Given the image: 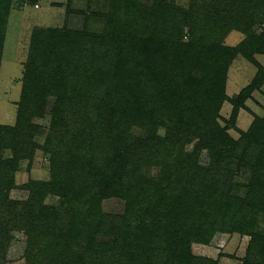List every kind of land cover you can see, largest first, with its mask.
<instances>
[{"label":"trees","instance_id":"1","mask_svg":"<svg viewBox=\"0 0 264 264\" xmlns=\"http://www.w3.org/2000/svg\"><path fill=\"white\" fill-rule=\"evenodd\" d=\"M13 1L0 0V36ZM109 1L106 25L95 37L98 59L80 68L73 83L60 58L46 65L56 43L48 57L43 38L33 43L40 58L32 55L26 65L17 123L0 126V148L8 145L6 136L16 139L6 161L15 169L33 155L24 133L37 127L32 120L43 117L49 96L55 127H66V106L80 113L68 143L63 139L69 131L61 127L57 144L51 145L50 135L44 147L51 180L28 186V222L19 227L27 255L34 254L35 264H214L194 256L191 244L238 233L251 237L243 264H264V117H255L238 140L227 133L262 80L233 99L225 94L234 56L264 54V32H251L254 0H191L186 10L172 0H152L150 7ZM234 30L248 38L223 48L221 40ZM67 36H60L61 44L70 50L78 40ZM109 49L117 51L115 60ZM226 101L232 113L221 127L218 111ZM133 125L142 137L131 136ZM7 174L0 163V191L12 187ZM236 175H246L247 182L234 180ZM47 194L62 198L56 208L41 206ZM104 196L123 200V215L103 214Z\"/></svg>","mask_w":264,"mask_h":264},{"label":"rangeland","instance_id":"2","mask_svg":"<svg viewBox=\"0 0 264 264\" xmlns=\"http://www.w3.org/2000/svg\"><path fill=\"white\" fill-rule=\"evenodd\" d=\"M137 1L145 7L153 5L152 0ZM172 2L175 6L186 10L189 8L191 0H172ZM254 5L257 12L254 17L255 25L252 26L251 32L260 36L264 32V3L254 0ZM109 8H111L109 0L13 1L8 13L4 15L3 32L0 36V126H15L17 123V109L21 100L26 65L32 55L40 58V51L33 50V43L36 41L39 43L41 38L47 42L42 47L46 57L50 56V50L53 53L50 45L56 43L53 59L48 58L47 64L44 63L43 66L38 64L36 68H45L48 62L55 66L60 58L64 68H67L66 73L70 71L68 75L72 76L73 83H75L76 78L81 76L80 68L89 65L101 54L100 46L97 47V43H95V37L106 25L104 16L109 12ZM100 12L103 14L102 16L99 15ZM64 35L71 37L68 41L78 40V43H75L70 50L64 49L61 44L60 36ZM246 38L248 35L234 30L223 37L220 45L223 48H235ZM108 53L115 60L117 51L109 49ZM227 68L225 94L229 99L240 94L254 80H262L260 87L245 100L244 107L239 108L235 128L227 131L233 140H238L240 134L249 129L255 117H264V54L252 53L250 58H247L241 53H237ZM89 98V106L93 110L98 100L95 93L90 94ZM53 106L54 97L49 96L45 103L43 117L32 120V123L37 127L24 133L27 137L25 138L26 142H30L29 151L33 150L31 158L20 160L15 169L6 165V161L13 157L10 148V145L16 140L13 135L6 136L3 142L8 145L0 148L1 166L7 169V177L13 181L12 187L0 191V264H35L32 261L35 260L32 257L34 254L27 255L26 241L22 232L19 231V227L25 226L28 222L27 219H23L25 209L31 205L29 202L31 192H29L28 186L47 183L51 180L49 151L44 148L48 144L50 135L51 145L57 144L56 138L59 137L60 129L63 127L69 131L63 139L64 143H68L70 137L74 135L73 124L80 121L77 107L66 106V127L61 126L60 129L55 127L52 115ZM231 113L232 105L228 101L223 102L217 118L221 127H225L226 121L230 120ZM164 132V129H160V136L164 135ZM130 134L142 137L141 127L133 125L130 128ZM99 147L102 146L99 145ZM228 167L233 171V165ZM158 174L157 169L151 170V175L157 176ZM247 179L246 175H236L234 178L241 183H246ZM234 183L236 182L234 181ZM61 199L58 196L47 194L43 198L41 206L45 209L56 208ZM99 203L100 211L103 214L121 216L125 212V202L116 197L104 196L99 200ZM259 226L264 229L262 221ZM250 239V236L238 233H216L209 245L192 243L191 251L194 256L209 259L214 264H243ZM98 241V238H94V245L98 244ZM37 242H40L39 238ZM60 245L65 246L63 243Z\"/></svg>","mask_w":264,"mask_h":264}]
</instances>
